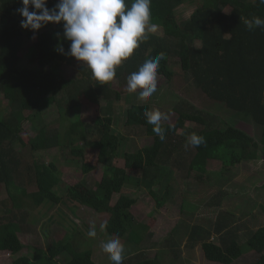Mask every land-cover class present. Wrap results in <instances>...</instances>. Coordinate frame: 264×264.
I'll use <instances>...</instances> for the list:
<instances>
[{"label": "trees", "instance_id": "trees-1", "mask_svg": "<svg viewBox=\"0 0 264 264\" xmlns=\"http://www.w3.org/2000/svg\"><path fill=\"white\" fill-rule=\"evenodd\" d=\"M131 2L126 0L129 6ZM195 2L199 4L190 18L179 22L176 9ZM55 3L56 0H48L47 7L52 8ZM19 7L20 0H0V94L6 101L5 109L0 106V186L12 209L26 211L24 198L34 209L58 205L61 198L55 189L62 186L70 201L107 215L109 237L126 240L139 230L130 212L136 201L121 194L130 182L128 173L138 174L137 185H144L156 205L163 207L166 200L160 199L159 194L171 172L164 160L166 149L177 146L178 130L186 131V123L197 126L189 135L195 133L205 139L204 144L192 147V164L187 168L188 174L193 172L196 178L210 179L208 163L219 162L221 185L227 181L226 172L264 159V28L250 30L245 23L254 16L264 19V5L258 0H152L151 22L158 26L157 31L150 33L131 57L116 68V77L106 85L97 84L80 62L65 55L70 42L64 40L61 25L48 24L35 33L33 40V33L20 27L22 18L16 11ZM194 41L200 42L198 48ZM25 42L29 44L25 58L31 68L19 66V53ZM61 48L63 52L59 51ZM160 52L165 53L160 69L165 71L168 83L174 76H182L209 101L247 117L250 124L260 129L259 136H251L211 114L204 118L191 105H177L173 108L178 115L176 124H161L165 129V140L161 141L144 116L145 111H151L150 103L136 104L132 97L138 94L128 93L124 99L129 107L120 108L127 76ZM64 64L74 67L76 75L67 78L61 69ZM51 107L58 112L57 127L41 123L42 113ZM82 108L93 113L92 123L83 121ZM213 119L218 120L214 126L209 122ZM120 120L125 127L142 129L151 136L152 144L136 151L128 149L130 139L118 130ZM24 122H29L34 130L26 145L20 138ZM92 146L98 152L97 162L104 167L105 178L92 198L88 191L82 192L86 194L82 198L80 189L63 186L54 164L25 161L26 156L32 158V153L52 149H64L71 157L81 159L86 148ZM116 161H122L124 166H115ZM82 170L87 174L94 167L82 164ZM31 185L36 188L34 192L27 191ZM155 186L159 187L157 191ZM115 194L119 198L112 206ZM219 194L218 204L230 196ZM7 210L13 213L8 207ZM260 212L251 214V220L261 218L264 209ZM233 220L232 213L220 212L212 231L192 226L186 243L192 248L200 246L210 264H234L246 252L256 256L251 264H264V224L256 226L253 222L254 227L240 236L238 228H233ZM18 231L10 217L0 219V252L17 256L25 249ZM69 242L62 240L46 249L33 248L30 256H19L13 264H98L91 250L75 252L60 263ZM168 245L176 254L179 244L171 238ZM153 259L144 258L136 264H154Z\"/></svg>", "mask_w": 264, "mask_h": 264}, {"label": "rangeland", "instance_id": "rangeland-1", "mask_svg": "<svg viewBox=\"0 0 264 264\" xmlns=\"http://www.w3.org/2000/svg\"><path fill=\"white\" fill-rule=\"evenodd\" d=\"M198 4L199 2L185 3L178 7L175 15L179 22L188 20ZM158 32L161 31L158 30ZM28 45L25 42L19 53L20 68L32 67L28 63V59L25 58ZM193 45L198 48L200 42L194 41ZM171 63L177 64L176 62ZM160 68L157 76V91L153 93L147 103L151 104V111L159 109L168 115V119L162 121L161 124L174 126L178 115L173 111V108L177 105L183 107L191 105L193 110L199 111L204 118L211 114L213 117H220L221 120L237 129L250 133L251 136H259L260 129L253 123L250 124L247 117L241 114H232L227 111L228 109L209 101L202 93L191 87L182 76L176 75L172 82L168 83L165 71ZM61 69L67 78L76 75L75 68L72 66L64 64ZM122 92L124 96L118 106L123 109L129 107L124 99L125 95H128L126 86L123 87ZM132 100L136 104L145 103L140 101L138 97H132ZM0 106L6 108V101L3 100L1 94ZM58 118L56 107H51L42 113L41 123L57 127ZM81 118L87 123L94 121L93 113L86 108H82ZM209 122L214 126L218 120L213 119ZM59 123L63 122L59 121ZM22 128L23 133L20 138L23 145H26L28 138L34 135V130L29 122H24ZM185 128L186 131L178 130L177 134L180 141L176 143L177 146L166 149L167 157L164 160L166 163L168 162L167 167H170L171 172L166 181H163L162 193L159 194L160 199L166 200L163 207L159 208L156 205L144 185H137L138 174L128 173L130 182L124 187L121 194L136 201L130 212L139 225V230L134 232V236L131 235L126 240L120 239L125 246L123 264H136L144 258H155L154 264H210L205 260L200 246L192 248L186 243L188 231L192 226H201L212 231L220 212L233 214V228H238L240 236L245 235L250 226L254 227L253 222L256 226L264 224V215L256 221L251 220V214H261L260 210L264 209V165L243 164L237 166L226 172L227 181L220 185L218 175H220L221 164L213 161L207 166V171L212 177L210 179H203L202 177L203 180L196 178L195 173L189 172L188 174L187 172V168L189 169L190 164H192L193 148L191 145L186 147V144L189 131L196 129L197 126L194 123H186ZM118 130L123 136L130 139L127 148L132 151L149 147L152 144L151 136L142 129L125 127L122 120L119 121ZM168 149L171 150L168 151ZM97 153L93 146L88 147L84 151L83 157L77 159L71 157L64 149H52L32 153V158L26 156L25 161L31 163L33 159L39 163L54 164L63 186L80 189L82 198L86 196L82 192L88 191V197L92 198L97 186L105 182L104 167L97 162ZM82 164L91 165L94 170L85 174L82 170ZM115 166L123 167L124 163L116 161ZM158 189L159 187L155 186L154 190L157 191ZM35 190L33 185L27 187L28 192ZM55 192L61 198L58 205H43L34 209L30 207L31 202L24 198L22 205L26 207V211H16L7 201L8 197L4 187L0 186V219L10 217V220L15 221L19 228V240L25 246V249L17 256H12L6 251L0 252V264H13L19 256H30L33 248L46 249L53 242L62 240L70 242L67 243L65 254L59 258L60 263L74 255L75 252L83 253V251L91 250L93 260L96 263L110 264L106 254L99 247L102 240L115 239V237H109L106 230L100 231L99 229L100 223L107 220V215L92 207L70 201L66 198V190L62 186L61 188L57 187ZM220 192L228 193L230 196L218 204ZM167 193H169L168 196ZM118 198L119 195L117 194L113 196L112 206ZM7 207L11 209L12 214L8 212ZM76 219L80 220L79 224L75 223ZM92 223L97 226L95 238L87 236V231ZM170 237L179 244V247H176V254L168 245L171 243ZM242 241L245 239L242 238ZM255 258L253 252H246L234 264H251Z\"/></svg>", "mask_w": 264, "mask_h": 264}, {"label": "clouds", "instance_id": "clouds-1", "mask_svg": "<svg viewBox=\"0 0 264 264\" xmlns=\"http://www.w3.org/2000/svg\"><path fill=\"white\" fill-rule=\"evenodd\" d=\"M152 0H132L130 6L126 0H56L52 8L47 7L48 0H20L21 7L16 11L22 18L20 27L35 33L48 24L62 26V36L70 42L65 55L80 62L82 69H87L93 81L106 85L116 77V68L133 54L139 44L155 33L158 26L151 22ZM264 5V0H258ZM31 8V10H30ZM248 28H264V19L254 16L246 20ZM59 35V34H58ZM63 52V49H59ZM165 53L146 60L138 69L126 78V91L137 93L138 99L145 103L157 91V76L160 62ZM146 122L152 125V131L161 141L165 140L162 121L168 115L159 109L145 111ZM205 139L195 133L189 135L186 147H198ZM264 165V159L257 161V166ZM80 223L79 219L75 220ZM100 231L107 229V222L99 225ZM89 238L97 236V226L90 225ZM100 250L106 254L110 264H123L125 246L117 237L101 241Z\"/></svg>", "mask_w": 264, "mask_h": 264}]
</instances>
